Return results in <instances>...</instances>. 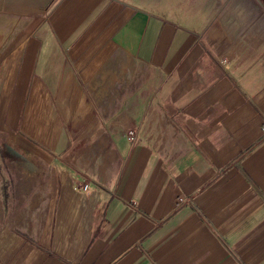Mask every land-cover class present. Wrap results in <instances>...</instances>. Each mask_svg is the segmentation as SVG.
I'll return each instance as SVG.
<instances>
[{"label":"crops","instance_id":"obj_1","mask_svg":"<svg viewBox=\"0 0 264 264\" xmlns=\"http://www.w3.org/2000/svg\"><path fill=\"white\" fill-rule=\"evenodd\" d=\"M232 8L0 0V264H264V21Z\"/></svg>","mask_w":264,"mask_h":264},{"label":"rangeland","instance_id":"obj_2","mask_svg":"<svg viewBox=\"0 0 264 264\" xmlns=\"http://www.w3.org/2000/svg\"><path fill=\"white\" fill-rule=\"evenodd\" d=\"M224 3L233 6L232 10H235V13H233V19L236 20H255V21H264V7L262 0H222ZM240 11H244V15L240 16ZM2 146L0 145V165L3 164H17L20 163L18 158L15 157L14 151L11 150V154L8 155L7 153L2 152ZM30 160H23L21 163H30ZM10 175V179L12 174H7L6 176ZM1 179V178H0Z\"/></svg>","mask_w":264,"mask_h":264},{"label":"built area","instance_id":"obj_3","mask_svg":"<svg viewBox=\"0 0 264 264\" xmlns=\"http://www.w3.org/2000/svg\"><path fill=\"white\" fill-rule=\"evenodd\" d=\"M88 187H89L88 184H85V185L83 186L84 189H88Z\"/></svg>","mask_w":264,"mask_h":264},{"label":"flooded vegetation","instance_id":"obj_4","mask_svg":"<svg viewBox=\"0 0 264 264\" xmlns=\"http://www.w3.org/2000/svg\"><path fill=\"white\" fill-rule=\"evenodd\" d=\"M262 3H263V7H264V0H262Z\"/></svg>","mask_w":264,"mask_h":264}]
</instances>
